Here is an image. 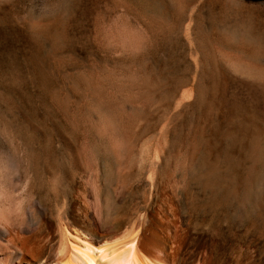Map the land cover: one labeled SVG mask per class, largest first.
I'll return each instance as SVG.
<instances>
[{"label": "rangeland", "instance_id": "rangeland-1", "mask_svg": "<svg viewBox=\"0 0 264 264\" xmlns=\"http://www.w3.org/2000/svg\"><path fill=\"white\" fill-rule=\"evenodd\" d=\"M263 18L264 0H0L3 253L45 262L47 234L90 222L169 263L193 235L186 258L203 240L212 264H264Z\"/></svg>", "mask_w": 264, "mask_h": 264}, {"label": "bare ground", "instance_id": "bare-ground-1", "mask_svg": "<svg viewBox=\"0 0 264 264\" xmlns=\"http://www.w3.org/2000/svg\"><path fill=\"white\" fill-rule=\"evenodd\" d=\"M85 226V233L74 230L70 232L67 227L60 226L59 235L47 234L45 239L48 258L45 262H23L12 258L11 254L6 256L0 247V256H3L0 264H212L209 262L213 256L212 250L203 240L198 241L197 251L186 258V248L192 244L193 235H186L185 240L183 239L184 248L176 253L174 263H169L162 256L142 248L143 237L139 230L119 235L117 232L99 233L90 222Z\"/></svg>", "mask_w": 264, "mask_h": 264}]
</instances>
